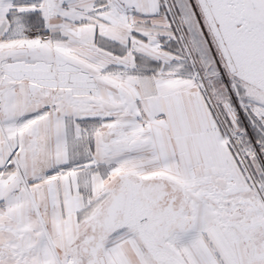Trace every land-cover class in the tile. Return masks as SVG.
Segmentation results:
<instances>
[{"label":"snow or ice","instance_id":"1","mask_svg":"<svg viewBox=\"0 0 264 264\" xmlns=\"http://www.w3.org/2000/svg\"><path fill=\"white\" fill-rule=\"evenodd\" d=\"M0 264H264V0H0Z\"/></svg>","mask_w":264,"mask_h":264}]
</instances>
